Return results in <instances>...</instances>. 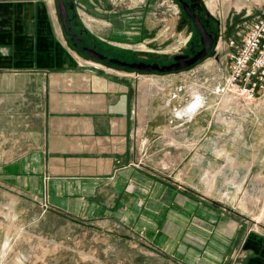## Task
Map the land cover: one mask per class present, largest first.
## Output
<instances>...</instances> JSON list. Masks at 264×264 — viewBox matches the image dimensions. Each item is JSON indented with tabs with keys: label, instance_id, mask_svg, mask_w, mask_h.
Returning <instances> with one entry per match:
<instances>
[{
	"label": "crops",
	"instance_id": "crops-1",
	"mask_svg": "<svg viewBox=\"0 0 264 264\" xmlns=\"http://www.w3.org/2000/svg\"><path fill=\"white\" fill-rule=\"evenodd\" d=\"M29 4L6 2L5 9L13 12L0 17V54L12 64L2 72L5 87L20 96L19 107L11 105L0 116L6 129L21 131L24 144L20 152L7 154L19 156L0 162V177L10 182L12 192L31 199L28 223H35L40 234L54 235L63 218L85 224L91 235L109 237L116 248L137 251L144 234L150 259L159 256L174 264H232V254L248 236L243 242L247 257L239 264H264V234L248 232L240 217L188 193L186 187L200 184L189 174L179 172L169 181L156 172L162 167L141 162V123L150 127L158 117L156 112L141 119L136 70L82 59L49 4ZM27 75L39 85L34 105L29 82L17 85V78ZM150 109L159 112L156 106ZM178 117L170 116L169 122L185 119ZM147 129L144 136H155Z\"/></svg>",
	"mask_w": 264,
	"mask_h": 264
},
{
	"label": "rangeland",
	"instance_id": "rangeland-1",
	"mask_svg": "<svg viewBox=\"0 0 264 264\" xmlns=\"http://www.w3.org/2000/svg\"><path fill=\"white\" fill-rule=\"evenodd\" d=\"M9 1L33 5L40 0H0V17H11L13 10L4 6ZM43 1L49 4L51 15L60 20L57 0ZM205 2L220 23L216 49L220 60L211 57L191 69L177 72L135 71L140 77L141 119H148L156 112L158 117L150 123L155 135L151 138L144 136V130L150 127L146 122L141 123V162L149 161L162 167L156 172L169 181L174 180L179 172L189 174L190 181L200 184L186 187L188 193L221 207L224 212L235 214L248 232L262 235L264 96L249 103L233 96L231 91H218L217 86L223 87L229 72L228 39L237 35L242 25L253 21L264 0ZM75 9L83 26L93 30L102 45L130 50L137 55L155 52L158 56H172L182 50L187 40L174 0H76ZM20 11L17 9L15 12ZM87 16L92 17V25L86 23ZM67 39L73 47L70 37ZM125 44H130V47L121 46ZM99 48L102 49L101 46ZM77 55L90 60L89 56ZM118 56L130 62L136 61L134 56ZM8 65H12L11 58L0 54V113H5L11 105L19 107L20 104L19 90L5 87L2 72ZM31 75L20 76L22 80L18 76L17 85L29 82L28 95L34 105L37 99L40 100L39 85ZM196 101L199 104L194 105ZM152 106H156L159 112L150 109ZM192 106L195 108L193 111ZM172 115L173 118L184 115L185 119L169 122ZM6 127L0 116V162L4 164L19 156L16 153L7 156L9 151L24 149L21 131L13 129L16 126ZM163 159L171 166L176 164L177 170L169 169L165 162L161 164ZM10 187V182L0 177V264H174L159 256L150 259L144 252L148 247L144 234L140 238V251L120 245L116 248L109 237L91 235L85 224L64 222L63 218L60 219L59 233L40 234L35 223H28L32 216L30 209L34 207L31 199L12 192ZM190 239L198 245L204 243L193 235ZM243 242L232 254V264H239L247 257Z\"/></svg>",
	"mask_w": 264,
	"mask_h": 264
},
{
	"label": "flooded vegetation",
	"instance_id": "flooded-vegetation-1",
	"mask_svg": "<svg viewBox=\"0 0 264 264\" xmlns=\"http://www.w3.org/2000/svg\"><path fill=\"white\" fill-rule=\"evenodd\" d=\"M67 1V0H66ZM178 11L180 13V22L182 30L185 29L187 34V40L184 47L181 51L173 54L172 56L159 55L155 52H148L144 55L140 53L135 55L136 61H145L149 62H158L160 64H171L176 62L175 56L182 55L190 59L195 56L197 53L202 51L205 47L204 56L197 61L195 64L190 66L183 67L177 71L191 69L198 64L204 62L206 59L214 57L216 61L221 59L220 54L216 51L218 48V35L220 23L218 18L214 16V13L209 10L205 0H174ZM71 12H70V11ZM76 10V9H75ZM69 17L72 16L73 10L68 8ZM68 17V23H69ZM72 24L69 25L72 27V32H76L78 37L82 38L80 42L72 40V45L75 49L78 50L81 54H89L85 51V48H94L97 51L109 56V60L103 61L109 65H117L120 68L128 66H119L118 64L112 62L111 58H118L120 60H125L118 56L119 53L114 52L112 48L108 47L105 44H101L100 39L95 36L89 29L83 30V24L80 22L79 17H73ZM75 20H78L79 23L75 24ZM71 37V35H67ZM102 47V49L99 48ZM112 46V45H111ZM90 57V56H89ZM128 61V60H126ZM130 62V61H129ZM133 62V61H132ZM130 68V67H128ZM131 69V68H130ZM135 70V69H134ZM145 72V70H143Z\"/></svg>",
	"mask_w": 264,
	"mask_h": 264
},
{
	"label": "built area",
	"instance_id": "built-area-1",
	"mask_svg": "<svg viewBox=\"0 0 264 264\" xmlns=\"http://www.w3.org/2000/svg\"><path fill=\"white\" fill-rule=\"evenodd\" d=\"M228 45L229 72L218 91H231L249 103L259 100L264 96V2L253 21L228 39Z\"/></svg>",
	"mask_w": 264,
	"mask_h": 264
},
{
	"label": "water",
	"instance_id": "water-1",
	"mask_svg": "<svg viewBox=\"0 0 264 264\" xmlns=\"http://www.w3.org/2000/svg\"><path fill=\"white\" fill-rule=\"evenodd\" d=\"M57 7L59 11V16H60V21L62 23V26L64 28V31L66 32L67 35H71L70 39L75 40L77 43L82 40V38L78 37L76 32H72V27L68 23V17H69V12L68 8L72 9V16L77 17L78 12L75 10V1L74 0H67L66 2L64 0H57ZM79 21L75 20V24H78ZM83 30H86L87 27L83 26ZM206 47L197 53L195 56L192 58L188 59L185 56L182 55H177L175 56V59L177 60L174 63L171 64H160L158 62H145V61H133L129 62L126 60H120L118 58H111L110 60L119 66H128L131 69H135L137 71H148V72H172L179 70L183 67L190 66L192 64H195L197 61H199L205 54ZM85 51L89 54L91 58L97 59L99 61H106L109 60V56L101 53L100 51H97L94 48H85Z\"/></svg>",
	"mask_w": 264,
	"mask_h": 264
},
{
	"label": "trees",
	"instance_id": "trees-1",
	"mask_svg": "<svg viewBox=\"0 0 264 264\" xmlns=\"http://www.w3.org/2000/svg\"><path fill=\"white\" fill-rule=\"evenodd\" d=\"M66 1V0H65ZM70 11V10H69ZM71 12V11H70ZM72 21H73V18L72 16L69 17V23L72 24ZM104 46V45H103ZM108 47L112 48L114 52H117L119 54H122V55H130V56H134L137 55L136 52H132V51H128L126 49H122V48H118V47H114V46H111V45H107ZM83 55H86L88 56L87 54L83 53ZM103 62V61H102ZM106 63V62H104ZM116 67H118L117 65H114ZM123 69H126V70H130V71H135L134 69H130L128 67H124Z\"/></svg>",
	"mask_w": 264,
	"mask_h": 264
},
{
	"label": "bare ground",
	"instance_id": "bare-ground-1",
	"mask_svg": "<svg viewBox=\"0 0 264 264\" xmlns=\"http://www.w3.org/2000/svg\"><path fill=\"white\" fill-rule=\"evenodd\" d=\"M107 66V65H106ZM108 67V66H107ZM197 104H199V102H197L196 101V103L194 104V105H197ZM195 108H193V106H192V108H191V110L193 111Z\"/></svg>",
	"mask_w": 264,
	"mask_h": 264
}]
</instances>
